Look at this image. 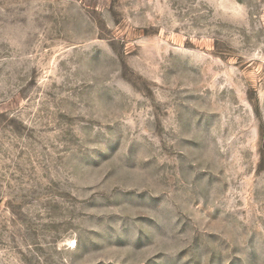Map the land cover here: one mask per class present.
Segmentation results:
<instances>
[{"label": "rangeland", "instance_id": "374dc122", "mask_svg": "<svg viewBox=\"0 0 264 264\" xmlns=\"http://www.w3.org/2000/svg\"><path fill=\"white\" fill-rule=\"evenodd\" d=\"M0 264H264V0H0Z\"/></svg>", "mask_w": 264, "mask_h": 264}]
</instances>
